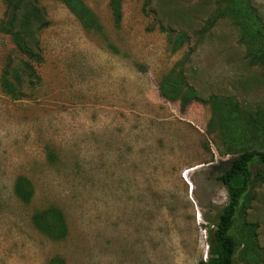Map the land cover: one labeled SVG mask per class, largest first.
I'll return each mask as SVG.
<instances>
[{
	"label": "rangeland",
	"instance_id": "rangeland-1",
	"mask_svg": "<svg viewBox=\"0 0 264 264\" xmlns=\"http://www.w3.org/2000/svg\"><path fill=\"white\" fill-rule=\"evenodd\" d=\"M79 1L98 27L63 0H25L40 16L29 60L0 0V264H198L228 201L215 177L264 148V0H244V17L228 0H120L119 24L110 0ZM28 60L40 85L6 94L5 68ZM50 206L62 240L32 223ZM231 233L253 250L237 264L264 254V177Z\"/></svg>",
	"mask_w": 264,
	"mask_h": 264
},
{
	"label": "trees",
	"instance_id": "trees-1",
	"mask_svg": "<svg viewBox=\"0 0 264 264\" xmlns=\"http://www.w3.org/2000/svg\"><path fill=\"white\" fill-rule=\"evenodd\" d=\"M63 1L86 27H98L93 15L79 0ZM24 2L25 0H7L5 20L1 22V30L9 34L17 49L26 55L29 60H32L36 58L29 46L34 38L33 19L38 21L40 16L36 15L35 11L31 13L30 11H22ZM243 2L245 1L228 0L230 13L237 11L242 13V17H244L246 9L242 6ZM110 6L115 24H119L121 22L120 0H110ZM42 26L43 24H40L37 28L41 29ZM29 60L23 61L14 68L11 65L5 68L1 86L6 94L14 97L22 95L24 83L31 88L40 85L39 76ZM225 103V100L220 99V104ZM182 105H184L183 102ZM225 165L226 168L215 179L225 187L228 201L218 215L214 229L208 234L207 259L199 261L198 264H237L238 256L243 255L246 258V251H253L245 245L243 239L232 234L231 230L235 225L241 203L248 194L250 184L254 179L264 177L263 169L260 168L264 166V148L262 150H244L237 157L226 162ZM13 193L17 199L27 203L32 199L34 189L25 177L19 176L14 182ZM31 220L40 233L52 240H62L67 234L63 211L56 206H50L36 212L32 215ZM242 227L247 232L254 228L252 225ZM247 257L248 260L245 261L248 264H260L261 262L264 264V254L262 253L249 254ZM47 264H66V262L61 256H53L47 261Z\"/></svg>",
	"mask_w": 264,
	"mask_h": 264
}]
</instances>
